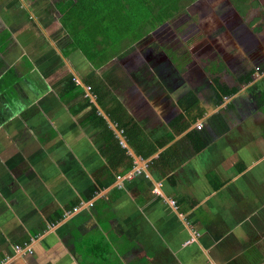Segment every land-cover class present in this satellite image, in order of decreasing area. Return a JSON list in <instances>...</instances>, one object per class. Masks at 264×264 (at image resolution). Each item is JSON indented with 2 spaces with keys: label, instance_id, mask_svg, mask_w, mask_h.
<instances>
[{
  "label": "crops",
  "instance_id": "1",
  "mask_svg": "<svg viewBox=\"0 0 264 264\" xmlns=\"http://www.w3.org/2000/svg\"><path fill=\"white\" fill-rule=\"evenodd\" d=\"M55 1L0 0V264L32 240L29 264H264V7L236 21L187 8L199 32L181 41L167 23L124 47L123 74L97 77L99 103L86 86L67 96L85 77L56 67L73 66ZM93 191V208L56 224Z\"/></svg>",
  "mask_w": 264,
  "mask_h": 264
},
{
  "label": "trees",
  "instance_id": "2",
  "mask_svg": "<svg viewBox=\"0 0 264 264\" xmlns=\"http://www.w3.org/2000/svg\"><path fill=\"white\" fill-rule=\"evenodd\" d=\"M194 1L197 0H56L55 14L61 28L69 31V36L66 37L68 56L70 57L78 50L95 70H100L111 65L113 59L122 52L124 47H133L132 45L152 33L155 28L158 29L167 23H175V26L180 27L178 31L185 33L188 40H191V36L199 32L197 27L193 31L197 19L187 12L188 6ZM66 19L68 21L65 23ZM258 23L257 33H261L264 28V13ZM62 40L64 38L59 39V45L63 44ZM183 52L189 59L186 56H181V59L188 62L191 54L187 46ZM62 55L67 57V53L66 56L63 53ZM97 77L100 78L99 76L86 77L82 80L84 85H81L77 84L72 76L65 83L67 96L73 100L77 95H83L84 86H86L90 87L91 92L97 93L100 103L102 100L98 93L101 85L97 83ZM219 89L226 93L220 85ZM84 101L86 104L89 103L88 98ZM101 123L107 128L108 124L104 118H101ZM119 125L123 126V132L127 138L135 143L130 125L128 123L125 125L119 123ZM110 143H113L112 145L119 143V138L115 137L113 131ZM118 148L120 155L125 157L126 152L122 151L120 146ZM199 149L200 147L197 150ZM132 166L133 162H128L127 170ZM80 202V200L74 201L58 223L64 222V215L71 212ZM83 212L76 213L70 220Z\"/></svg>",
  "mask_w": 264,
  "mask_h": 264
},
{
  "label": "rangeland",
  "instance_id": "3",
  "mask_svg": "<svg viewBox=\"0 0 264 264\" xmlns=\"http://www.w3.org/2000/svg\"><path fill=\"white\" fill-rule=\"evenodd\" d=\"M193 5V6H192ZM203 5H210L212 8H213V11H214V18H219L220 16L222 17V19H224L225 21H236V20H239V17H242V15L244 14L246 17L248 15V12L250 9H252L253 7H259V8H263L264 7V0H200L198 1L197 3L195 4H191L189 5L188 9L192 11V9L194 11H198L201 9V7ZM68 21V19L65 20V23ZM250 22V21H249ZM54 24H52L53 26L56 25V21H53ZM259 25V23H258ZM244 26L243 25H240V28H243ZM61 30H63V34L69 36V31L68 29L65 28V30L62 28ZM232 30L234 32H237V33H240L242 30L239 29V27L237 26H233L232 27ZM198 33V32H197ZM50 34H51V31H50ZM63 34H60V35H63ZM196 34V33H195ZM181 35V36H180ZM262 35V34H261ZM260 35V38H261V51L264 49V36L262 35L261 37ZM177 36H179L181 38V41H186V35L185 33H179L177 32ZM55 41L57 42V40L55 39ZM41 42H43V40H40L38 41L37 44H40ZM61 43H63V45H59L61 48V52L64 54V56H66V53H67V57L65 58L67 61L73 63L74 61V64L76 65H80L81 66V72H82V76H84L85 78L86 77H96V76H100V75H105V73L108 71L110 72L112 69L115 70V73L116 75H122V71H121V68L118 66L119 63H120V60H118L116 58V63H111V65H109L108 67L104 68L103 70H99L98 74L97 73H94L93 70H92V67L90 66V64L86 61L85 57L83 55H74V58L73 57H69L68 56V51H67V45L68 44V40H62ZM146 47V48H149L148 44H147V40L146 41H143L142 44H141V48H140V52L137 54L139 55L138 59L141 60V57H140V53L142 52L141 50ZM46 48H50V49H53L52 46H49V47H43L42 51L44 52H47L45 51ZM237 50V47H233L232 48V55L231 57H235V55L237 54L236 52ZM136 51L134 52H128V50L125 48L124 49V54L128 55V59H130V62L133 61V57L135 56ZM145 53H147V51H145ZM61 58V56H60ZM73 58V60H72ZM70 59V60H69ZM138 61V60H137ZM61 63L58 65L56 64V67H61L62 69V72L63 75L65 74V79L68 78V72H72L73 68L75 69L76 66L73 65L71 62V65L73 66L72 69L69 68V66H67L65 60H61L60 61ZM127 66V65H126ZM188 70V68H187ZM89 134V133H88ZM69 142V140H68ZM79 142H77L76 144H78ZM31 145V143H29V146ZM71 147H74L73 144L70 145ZM33 148H29V160L31 159V150ZM38 159V158H37ZM36 159V160H37ZM84 178L88 179L89 178V175H84L83 176ZM71 217H67L64 222H67L70 220ZM59 223H57L58 225ZM62 225V223H60ZM59 224V225H60ZM1 233V231H0ZM11 254V253H9ZM35 254V251L33 252L32 255ZM31 255V256H32ZM28 258H23V259H16L14 255H10V257H7V259H4L3 261H1V264H15V263H18V264H29V256H27ZM10 259V261H9ZM9 261V262H8ZM17 261V262H16ZM34 264H35V260H34Z\"/></svg>",
  "mask_w": 264,
  "mask_h": 264
},
{
  "label": "built area",
  "instance_id": "4",
  "mask_svg": "<svg viewBox=\"0 0 264 264\" xmlns=\"http://www.w3.org/2000/svg\"><path fill=\"white\" fill-rule=\"evenodd\" d=\"M76 82L78 83L79 80H76ZM88 89H90V87H88ZM197 127L199 129L202 128V124H198ZM142 173V171L137 168L136 165H134L132 171L130 173H128L126 176H118V181L117 182V187L121 188V183L120 180L127 178V179H134L136 176H139ZM94 196L91 198V200L89 201H81L79 203V205H77L76 207L73 208V210L71 212H67L64 215V218L66 219L67 217H72L73 215H75L76 213H79L81 211L85 209H91L94 207L95 205V201L94 198L99 196V193L96 192L93 194ZM173 204H175V202H172ZM14 251L16 256H20V257H27V256H31L33 254V252L35 251V244H34V240L30 241V242H25L23 244H16L14 246Z\"/></svg>",
  "mask_w": 264,
  "mask_h": 264
}]
</instances>
